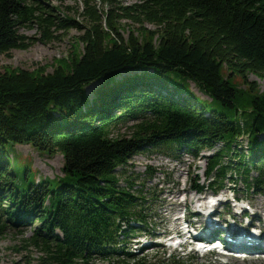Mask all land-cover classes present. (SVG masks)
Segmentation results:
<instances>
[{
    "label": "trees",
    "instance_id": "trees-1",
    "mask_svg": "<svg viewBox=\"0 0 264 264\" xmlns=\"http://www.w3.org/2000/svg\"><path fill=\"white\" fill-rule=\"evenodd\" d=\"M100 1L105 8L83 0L79 20L49 0H0V53L51 40L59 28L82 29L81 53L51 71H0V235L38 220L29 239L44 253L30 264H153L136 256L131 237L158 236L157 200L124 169L146 148L200 157L214 148L194 190L217 192L225 179L235 195L238 180L245 193L264 188V87L247 79L248 72L264 78V0ZM122 18L141 34L122 35ZM21 26H35L38 38ZM130 120V135L113 136L112 126ZM7 142L60 151L59 183L29 182ZM166 264L185 263L172 256Z\"/></svg>",
    "mask_w": 264,
    "mask_h": 264
},
{
    "label": "rangeland",
    "instance_id": "rangeland-1",
    "mask_svg": "<svg viewBox=\"0 0 264 264\" xmlns=\"http://www.w3.org/2000/svg\"><path fill=\"white\" fill-rule=\"evenodd\" d=\"M92 1V0H91ZM122 4H128L137 0H116ZM53 5H58L63 13L75 16L82 20V15L78 13L83 7V0H49ZM99 7H106L100 0H93ZM147 27H153L149 22L144 23ZM118 30L125 37L129 32L141 34L137 28V24L128 19H120L117 21ZM20 31L27 35L36 36L39 32L35 26H21ZM56 36L48 41L34 40L27 48H12L7 53H0V71L5 68H27L37 70L42 67L44 71H51L58 63L70 55L80 54L82 51V42L79 40V34L82 29L75 27L66 30L59 28L54 31ZM247 79L256 81L259 89L264 87V78L258 77L252 72L247 73ZM234 83L243 89L246 84L240 75H234ZM97 86V82H93L86 86L88 94L92 95V89ZM190 87L197 93L199 98L204 101L206 95L202 94L197 87L191 82ZM136 121V120H135ZM133 120L125 123H118L111 127V133L116 135H130L134 129ZM7 150L16 165L17 170L23 173L25 169L29 172V182L39 178L47 177L51 185L59 183L58 177L62 176L61 167L63 166L64 157L60 151H48L35 147L31 143L7 142ZM212 149H203L200 156H194L186 151L177 152L178 156L167 153L163 148L150 147L142 151L134 153L128 160L124 169L127 173L132 174L135 184L144 183V188L149 190V198L157 200V214L155 215L156 234L152 236L150 233L143 232L140 235L136 234L131 237V245L135 246V254L137 257H145L153 264H166V260L172 256H182L185 264H264V247L260 245L248 246L244 249L243 258H234L233 256H220L216 252H205L195 249L193 244L186 241L185 245H166L163 239L165 231L176 228V216L178 210H183L185 207L186 217H190L195 224L199 226H219L215 221V217L211 214L201 216L197 212V203L203 205L208 202L207 195L222 196L227 194L226 188L218 189L213 192L210 189H205L201 193L193 190L192 183L195 180L202 182L205 178L204 170L207 167L206 156L210 155ZM150 166V167H148ZM253 174L256 172H252ZM122 181V180H121ZM123 182V181H122ZM225 187L233 183L228 179L224 180ZM28 184L24 181V185ZM234 185V183L232 184ZM237 192L239 197L247 199L252 204L250 211L257 212L261 219L259 224V235L263 236L264 232V188L248 189L247 193L244 185L240 180L237 182ZM216 191V190H215ZM155 193V194H153ZM231 200L228 196L219 201L217 205L216 219L219 222L229 220L231 226L234 220H243L242 225H245V218L240 215H228L226 210L232 209ZM230 207V208H229ZM199 208V207H198ZM216 208V207H215ZM233 210V209H232ZM221 213L223 217H221ZM159 215V216H158ZM196 215V216H195ZM189 219V218H188ZM207 222V223H206ZM213 222V223H212ZM38 224L35 220L22 231L10 228L5 233L0 235V264H30L37 262L39 257L43 255V250L34 245L30 241L33 226ZM223 225V223H222ZM225 226V225H223ZM228 229H232L228 227ZM138 233V232H137ZM176 239L172 240L175 242ZM168 241L171 242L169 239ZM133 248V247H132ZM94 264H103L106 262L102 258H94Z\"/></svg>",
    "mask_w": 264,
    "mask_h": 264
},
{
    "label": "bare ground",
    "instance_id": "bare-ground-1",
    "mask_svg": "<svg viewBox=\"0 0 264 264\" xmlns=\"http://www.w3.org/2000/svg\"><path fill=\"white\" fill-rule=\"evenodd\" d=\"M198 207H199V211H200V214H201L202 217H204L205 215L211 214V207L209 205H207V207H206V206H202L201 204L197 203V207L196 208H198ZM252 238L255 239V240L252 241L249 245H251V246L260 245L261 248L264 247V235L261 237V235L256 234ZM240 244H243L242 248H245L246 242L245 243L244 242H240Z\"/></svg>",
    "mask_w": 264,
    "mask_h": 264
}]
</instances>
